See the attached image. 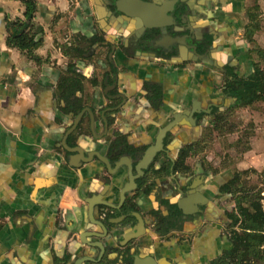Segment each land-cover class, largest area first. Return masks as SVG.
Segmentation results:
<instances>
[{"label": "flooded vegetation", "instance_id": "af4514ba", "mask_svg": "<svg viewBox=\"0 0 264 264\" xmlns=\"http://www.w3.org/2000/svg\"><path fill=\"white\" fill-rule=\"evenodd\" d=\"M155 4L161 5L167 14L160 22L164 32L149 47L138 46L140 40L147 39L143 22L139 18H124L135 31L117 50L127 62L134 59V53L155 65L161 71L159 80L146 74L141 88L133 89L134 92L123 88L120 92L109 78L116 76L118 81V70H124L125 66L118 65L115 55L108 57L110 48L106 46L100 47L105 52L95 51L96 57L104 56L98 73L101 74L104 64L108 68L103 74L108 88L95 89L93 93L94 100L99 102L97 110L84 107L82 99L73 95L74 90H81L80 83L75 86L74 81L66 79L76 88H68L74 90L62 96L63 113L72 119L57 150L66 163L64 172L86 166L83 163L75 169L69 164H80L82 154L86 153L82 147L88 141L87 132L89 139L104 140L100 146L103 151L95 152L107 161L105 165L93 156V151L87 152L93 157L91 164L97 161L91 175L95 188L88 183L87 172L86 177L83 172L76 183L73 218L78 221L88 207L95 222L102 212L110 222L130 217L139 233L156 237L152 240L160 246L159 264L174 263V259L181 257L185 260L189 253L186 259L192 261L193 249L199 255L190 264H226L224 255L230 244L236 242L239 256L227 263L235 264L240 257L253 254L255 246L249 238L252 233L246 232L245 236L240 229L236 198L226 191L233 176L216 173L203 136L218 117L238 108L230 88H241L242 81L249 80L257 64L255 52L244 47L242 20L246 4L244 0H233L231 13L224 7L227 0H163ZM97 77H93V85L100 83ZM84 108L92 116L93 132L89 128L91 116L85 112L74 131L67 135ZM127 108L129 118L123 117L124 122L119 124L117 115ZM85 116L88 124L83 127ZM96 123L102 125L101 133H97ZM114 124L118 126L113 127ZM75 150L82 154L74 153ZM63 176L61 173L60 177ZM61 196L54 195V226L62 218L58 206ZM63 214L70 219V213ZM68 226L72 228L73 223L69 222ZM86 230L81 228L77 238L73 239V235L69 238L85 243L89 241ZM123 236L127 240L133 231L128 229ZM125 240L118 242L122 244ZM54 246L51 243L54 264H65L67 248L60 251ZM116 246L117 243H110L112 251L107 253L113 260L111 264H119ZM140 259L137 264L144 262Z\"/></svg>", "mask_w": 264, "mask_h": 264}, {"label": "crops", "instance_id": "0c3cea01", "mask_svg": "<svg viewBox=\"0 0 264 264\" xmlns=\"http://www.w3.org/2000/svg\"><path fill=\"white\" fill-rule=\"evenodd\" d=\"M34 1V27L27 31L37 33L42 44L27 56L5 43L9 31L6 21L23 22L25 6L22 0H0V264H54L51 243L60 251L79 249V243L69 238L73 227L68 223L73 219L78 178L83 172L86 177L87 172V181L95 188L91 176L95 167L86 165L78 171L64 172L66 163L57 150L72 124V119L63 113L62 96L74 90L68 88H76L80 83L81 90H74L73 95L82 99L84 107L97 110L99 102L94 100L93 93L108 84L103 76L108 69L105 64L101 74L98 73L104 56L96 57L95 51L105 52V48L100 47L106 46L110 48L108 57L111 59L115 55L118 65L125 66L124 70H118L117 82L116 76L109 78L120 92L123 88H131L132 92L141 88L146 74L156 80L161 76V71L150 62H144L134 53V59L127 62L117 50L118 45L134 34L135 27L125 21L124 16L112 11L111 0ZM150 1L161 3L163 0ZM227 1L224 7L231 13L233 0ZM244 1L246 4L249 0ZM130 3L136 4L135 0H128L124 9H134ZM253 3L251 9L256 5L257 10H245L244 15L248 21L247 12L250 11L258 22L259 28L252 36L254 42L264 25V0H253ZM243 33L246 40L245 27ZM95 76L100 82L97 85L92 84ZM66 79L74 81L75 86ZM129 115L128 108L118 114L119 124ZM83 123V127L88 124L87 116ZM102 129V125L96 123L97 133ZM85 134L88 141L82 147L84 152H102L100 146L104 140L89 139L88 132ZM77 137L75 135V140ZM57 193L62 195L58 205L62 218L54 226V195ZM67 212L70 219L63 214ZM191 253L190 258L195 262L199 253L194 249ZM147 254L142 251L139 257ZM78 256L81 255L78 253ZM186 256L185 260L181 257L170 264H190L192 261ZM75 258L66 264H73ZM249 262L242 256L235 264Z\"/></svg>", "mask_w": 264, "mask_h": 264}, {"label": "water", "instance_id": "95a60500", "mask_svg": "<svg viewBox=\"0 0 264 264\" xmlns=\"http://www.w3.org/2000/svg\"><path fill=\"white\" fill-rule=\"evenodd\" d=\"M126 2H128V0H111L110 6L112 11L114 10L115 13L124 16L126 20L139 18L143 22V25L145 27L147 39H145L146 41L140 40L137 45L149 47L151 45L150 43H152L156 39L158 34L160 35L162 32H164L160 22L162 21V17H167L165 10L161 5L158 6L150 0H135L136 4H130H133V6H135L134 8L136 9L127 10L124 9V4ZM151 5H153L155 9H153ZM115 82H117V79H115ZM85 112H89V110L87 108L81 110L80 114L78 115L75 121L74 126L67 133V135L71 134L74 131V129L79 123L80 117ZM90 121L91 123L89 128L90 131L93 132L94 129L92 123V116L90 117ZM63 144H65V140ZM73 152L77 153L79 151L75 150ZM93 152V156L98 161L102 162L105 165L107 164V161L103 158V156H101L98 152ZM79 154H82V152H79ZM92 158L93 157L90 154L84 153L82 154V159L80 160L79 165L71 163L69 165L70 167L75 169H79L83 163L88 166L96 167L97 164L90 165L93 160ZM85 212L86 213H83L81 218H78V221L77 219L75 220L73 218L71 222L73 223V228L70 231V235H73V239L77 238L81 228L85 230L87 229L86 231H88L89 234L86 237L89 238V241L85 243L80 242L79 249H67L66 256L68 257V260L66 263H70V261L73 260L74 257H76L75 260L72 262L73 264H111L113 260L107 256V253L109 251H112L110 243L114 242L117 243V246H119V248L117 246L115 248V251L118 253V256L116 257V263L121 264V262L124 261L127 262L126 264H137V259L141 258L139 257V253L142 251H147L148 254L145 257H142L143 259H140L144 262L139 264H159L157 257H162V254L159 250L160 246L155 243L154 240H152V237L155 236L151 234L144 236L143 233H139L136 228V225H133V222L130 220V217L127 216L128 218H124L122 221L119 222H110L109 220H106L107 214L105 212H102L99 215V221L95 222L93 220V222L92 209L88 207L87 211ZM128 229L133 231V236L125 240L123 233ZM120 240H125V242L120 244L118 242ZM78 253L81 256H78Z\"/></svg>", "mask_w": 264, "mask_h": 264}, {"label": "rangeland", "instance_id": "374dc122", "mask_svg": "<svg viewBox=\"0 0 264 264\" xmlns=\"http://www.w3.org/2000/svg\"><path fill=\"white\" fill-rule=\"evenodd\" d=\"M253 4V0H249L246 10L251 9ZM242 21L244 25L248 22L246 15ZM245 46L253 50H264L263 24L259 38L251 44H244ZM253 57L264 71V60L258 57L257 53H253ZM203 137L204 147L208 148L207 156L217 174H227L225 177L231 178L236 172L247 171L241 175L239 182L242 189H263L264 196V102L246 108H236L228 114L227 125L223 126L222 131H212L209 128ZM244 186L246 188H243ZM262 206L264 210V200ZM254 245L255 256L254 252L251 256H246L249 264H264V235L255 237Z\"/></svg>", "mask_w": 264, "mask_h": 264}, {"label": "trees", "instance_id": "16d2710c", "mask_svg": "<svg viewBox=\"0 0 264 264\" xmlns=\"http://www.w3.org/2000/svg\"><path fill=\"white\" fill-rule=\"evenodd\" d=\"M22 3L25 6L24 21H10L6 19L9 31L5 42L9 48H16L27 56H31L32 52L42 44L41 37L37 33L32 34L30 31H27L34 27L32 21L36 12V2L34 0H22ZM252 9L257 10V6L255 5ZM247 17L248 23L245 26L247 35L245 37L246 40L251 43L253 42L252 36L254 32L258 30L259 25L250 11L247 12ZM251 50L256 52L258 57L264 60L263 50L250 49V52ZM230 91L233 97L236 98L238 108H246L258 102H264L263 69H261L258 64H255L252 76L249 80L242 81L241 88H230ZM227 120L228 114L218 117L211 130L222 131L223 126L227 125ZM246 150H249V147H247ZM246 172H236L232 181L227 185L226 191L235 196L237 212L240 216L238 219L240 229L245 236L246 232L252 233L249 238L254 244L255 237L257 238V236L264 235V210L262 206L264 196L262 195L263 189L255 190L254 187L242 189L239 182L241 181V175L246 174ZM243 188L246 187L244 186ZM239 250V245L236 242H232L229 251L224 255L226 262L231 263L236 261L239 256ZM67 260L68 257L66 256L65 262H67Z\"/></svg>", "mask_w": 264, "mask_h": 264}]
</instances>
